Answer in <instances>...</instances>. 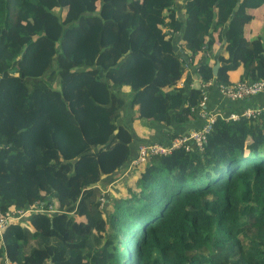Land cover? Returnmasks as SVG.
Here are the masks:
<instances>
[{
  "label": "trees",
  "instance_id": "16d2710c",
  "mask_svg": "<svg viewBox=\"0 0 264 264\" xmlns=\"http://www.w3.org/2000/svg\"><path fill=\"white\" fill-rule=\"evenodd\" d=\"M190 68L264 81V0H0V264H264V110L132 167L126 106L193 123Z\"/></svg>",
  "mask_w": 264,
  "mask_h": 264
},
{
  "label": "crops",
  "instance_id": "0c3cea01",
  "mask_svg": "<svg viewBox=\"0 0 264 264\" xmlns=\"http://www.w3.org/2000/svg\"><path fill=\"white\" fill-rule=\"evenodd\" d=\"M181 85L188 88V90L191 88L200 89L202 90V94L204 92L206 97V99L203 101L204 103L202 102L203 106L201 104L200 108L196 111V114L198 112V120L196 119L193 121V123H173L170 126H166L154 121H133L135 110L132 109L131 102L126 106L122 116V123L129 127L134 135V144L132 146L134 157L137 155L138 149L142 145L161 143L167 144L174 137L177 138V136L187 134L193 129L200 128L206 122L201 116L203 111L209 118L215 116L229 118V116L233 114L241 116L248 110L264 108V99L260 95L248 98L246 100L233 101L222 94V85H218L215 82L202 85L199 78L197 77L195 69H188V72L181 81ZM130 167L131 166H129L127 171L130 170Z\"/></svg>",
  "mask_w": 264,
  "mask_h": 264
},
{
  "label": "built area",
  "instance_id": "2783aa9c",
  "mask_svg": "<svg viewBox=\"0 0 264 264\" xmlns=\"http://www.w3.org/2000/svg\"><path fill=\"white\" fill-rule=\"evenodd\" d=\"M205 85V84H202ZM222 94L233 101L238 100H246L248 98L254 97V96H262L264 99V81H258V82H240L233 86H222L221 87ZM204 100L206 99L204 92H203ZM204 103V102H203ZM202 103V106H203ZM264 108L262 109H252L248 110L243 115L239 116L236 114H233L227 118L228 120H238L241 117H252L260 114ZM201 116L206 120L205 125L200 130H192L190 133L183 134L174 140H172L170 143L171 145L168 147H165L161 144H150V145H142L139 148V155L138 157L133 161V164H140L142 162H145L148 156H156L159 154H168L173 149H179V148H185L187 151L193 149L194 147H197V149L202 150L203 144L207 141V136L212 131L213 125L218 117H211L209 118L206 116V113L203 111L201 113ZM28 212L19 211V212H13L6 218L0 219V236L3 234V230L10 224L12 221H16L19 219L24 218ZM6 264H12L9 261H6Z\"/></svg>",
  "mask_w": 264,
  "mask_h": 264
},
{
  "label": "rangeland",
  "instance_id": "374dc122",
  "mask_svg": "<svg viewBox=\"0 0 264 264\" xmlns=\"http://www.w3.org/2000/svg\"><path fill=\"white\" fill-rule=\"evenodd\" d=\"M128 9H138L137 7H127ZM137 164L132 163V167ZM134 170L133 168L127 171L125 174H122L118 179L113 181L112 183L107 185V188L104 191V195L107 196L108 194L111 196L113 202H117L118 198L121 196H129L128 195V188L134 187V177H133ZM107 202L104 203V210L107 212L106 214L109 215L113 212V205H107ZM123 231L120 232L122 234Z\"/></svg>",
  "mask_w": 264,
  "mask_h": 264
},
{
  "label": "water",
  "instance_id": "95a60500",
  "mask_svg": "<svg viewBox=\"0 0 264 264\" xmlns=\"http://www.w3.org/2000/svg\"><path fill=\"white\" fill-rule=\"evenodd\" d=\"M221 67V64L220 63H217L214 68H213V73H214V76L217 77L218 76V73H219V69Z\"/></svg>",
  "mask_w": 264,
  "mask_h": 264
}]
</instances>
